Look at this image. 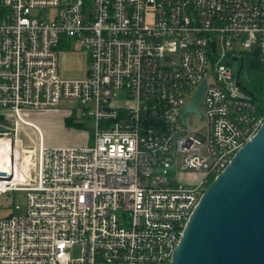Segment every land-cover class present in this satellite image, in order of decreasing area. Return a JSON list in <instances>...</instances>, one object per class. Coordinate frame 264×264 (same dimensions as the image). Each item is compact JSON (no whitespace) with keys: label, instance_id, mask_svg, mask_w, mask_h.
<instances>
[{"label":"built area","instance_id":"2783aa9c","mask_svg":"<svg viewBox=\"0 0 264 264\" xmlns=\"http://www.w3.org/2000/svg\"><path fill=\"white\" fill-rule=\"evenodd\" d=\"M74 42L87 74L61 77ZM253 62L262 80L264 0H0L13 126L0 122V195L27 192L24 213L0 217V264H170L206 187L264 121ZM203 83V117L183 121ZM63 99L95 123L86 145L49 146L32 119Z\"/></svg>","mask_w":264,"mask_h":264},{"label":"water","instance_id":"95a60500","mask_svg":"<svg viewBox=\"0 0 264 264\" xmlns=\"http://www.w3.org/2000/svg\"><path fill=\"white\" fill-rule=\"evenodd\" d=\"M205 83L182 112L202 118ZM170 264H264V121L208 184Z\"/></svg>","mask_w":264,"mask_h":264},{"label":"rangeland","instance_id":"374dc122","mask_svg":"<svg viewBox=\"0 0 264 264\" xmlns=\"http://www.w3.org/2000/svg\"><path fill=\"white\" fill-rule=\"evenodd\" d=\"M89 63L88 54L85 50L79 49L77 43H73L69 48H62L59 50V74L61 77L66 78H83L87 74ZM234 67L239 66V62H233ZM252 79V82L247 83L248 86L259 96L264 97V76L261 78L259 71L255 72L252 69L246 70ZM245 72L243 73V79L245 78ZM81 105L78 101L72 99H63L59 106L47 111L45 114H34L32 119L37 120L43 128L48 130V140L46 144L51 143V139H59L61 142H57V145L62 146H83L88 143L92 136V130L95 127V123L87 117L82 116L80 111ZM66 118L72 120V124L66 122ZM4 116H0V122L7 124L8 129L13 128L11 121H5ZM193 118L189 119V123L193 124ZM1 127V126H0ZM4 127V126H3ZM1 129V128H0ZM19 136L23 140L24 146L33 148L35 145V136L30 133V130L23 127ZM49 141V142H48ZM19 148L21 143L18 141ZM174 170H170L173 172ZM197 175V176H196ZM192 176H183L182 179L188 181H197L199 174ZM191 185V182L188 183ZM27 192L17 191L0 195V217L6 216L11 213L14 206L19 205V213H24L27 203Z\"/></svg>","mask_w":264,"mask_h":264},{"label":"bare ground","instance_id":"6f19581e","mask_svg":"<svg viewBox=\"0 0 264 264\" xmlns=\"http://www.w3.org/2000/svg\"><path fill=\"white\" fill-rule=\"evenodd\" d=\"M10 145V141L9 140H1L0 139V160H3V158L5 157V152L7 150V147ZM19 147V144H18ZM9 159V157H8Z\"/></svg>","mask_w":264,"mask_h":264},{"label":"crops","instance_id":"0c3cea01","mask_svg":"<svg viewBox=\"0 0 264 264\" xmlns=\"http://www.w3.org/2000/svg\"><path fill=\"white\" fill-rule=\"evenodd\" d=\"M46 113V112H45ZM45 113H42V114H45ZM38 115H41V114H38ZM35 120V119H34ZM35 121H37V120H35ZM42 127V126H41ZM43 128V127H42ZM43 130H44V132H45V141L46 140H48V137H47V135H49V133H48V130L46 129V128H43ZM61 142V140H59V139H51V143L49 142V146H62V145H57V142Z\"/></svg>","mask_w":264,"mask_h":264},{"label":"trees","instance_id":"16d2710c","mask_svg":"<svg viewBox=\"0 0 264 264\" xmlns=\"http://www.w3.org/2000/svg\"><path fill=\"white\" fill-rule=\"evenodd\" d=\"M250 67H251L250 69H252V70L255 71V72L262 70V66H260V64L257 63V62H253V64H252ZM260 79H261V78H260ZM260 96H262V95H260ZM66 122H67V123H70V124L73 123L72 120H71L70 118H66ZM0 128H1V127H0Z\"/></svg>","mask_w":264,"mask_h":264}]
</instances>
